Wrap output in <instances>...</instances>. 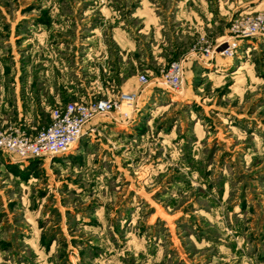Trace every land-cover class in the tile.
I'll list each match as a JSON object with an SVG mask.
<instances>
[{"label":"rangeland","instance_id":"obj_1","mask_svg":"<svg viewBox=\"0 0 264 264\" xmlns=\"http://www.w3.org/2000/svg\"><path fill=\"white\" fill-rule=\"evenodd\" d=\"M209 1L227 3L228 29L236 18L264 13L244 5L260 0H0L8 27L0 32V64L49 62L55 57L47 52L59 45L82 79L73 51L100 43L114 52V28L145 41L134 15L139 2L170 11L174 2ZM31 20L55 23V31L21 45ZM200 38L218 41L200 30L188 49ZM36 42L49 56L29 51ZM238 45L218 70L192 64L180 97L138 81L131 119L99 116L71 151L34 165L0 152V264H236L222 259L225 247L258 242L264 217V41L245 55ZM176 58L137 73L153 77ZM7 126L29 133L19 123L0 128Z\"/></svg>","mask_w":264,"mask_h":264},{"label":"crops","instance_id":"obj_2","mask_svg":"<svg viewBox=\"0 0 264 264\" xmlns=\"http://www.w3.org/2000/svg\"><path fill=\"white\" fill-rule=\"evenodd\" d=\"M41 3L47 7L50 6L49 2L48 4H45V2ZM139 3H141V7L138 5L134 9V15L136 13L142 18L140 22L143 25L138 31L145 33V41H143V37H141L139 32L137 35L135 34L134 40H132L128 34L120 30L115 33L116 28H114L111 36L113 43L116 45L113 48L115 49L114 52L100 43L98 45H86L78 49V51H73V53H79L81 56V63H79L76 69L82 70V79L77 76L78 72L75 75L70 72L73 70L72 59L62 57L64 56L62 52L64 48H61L59 45L47 52L50 56L55 57L54 61L48 62L47 58H45L47 62L35 65L0 64V125L5 126L7 124L19 123L24 126L26 131L35 132L37 128L49 122V110L51 106L69 100H87L100 96H114L123 90H135L138 84L137 70L142 71V68H145L150 73L157 72L172 56L186 58L184 62V87L178 93L179 97L185 92L186 71L192 64L211 65V70H218L221 65H224V58L227 57L219 53L208 62L199 56L190 54L188 48L190 40L200 30L209 31L213 36L212 39L215 40L227 37L229 33L227 23L230 17L229 14L226 15L224 12L225 6L229 7L227 3L210 1L174 2L170 11L159 8V2ZM150 4H154L155 6H150ZM244 5L250 9L264 8L263 0L252 3L246 2ZM142 7L143 10L139 12V9ZM226 11L228 12V9ZM4 21L7 22L6 19L0 17V24H2L0 32L3 33ZM45 22L43 20L41 22L36 20L28 22L19 33L20 36L25 35V39H23L21 45L27 42L30 43L33 37L37 39L44 36L47 37L46 31H55L52 30L55 23H50L48 28H46ZM168 23H174L173 28ZM7 33L6 37L10 42V38H12L10 30ZM66 37L69 38L68 35ZM2 38L3 36L0 35V42H3ZM98 39L100 38L98 37ZM259 41H264V37L254 36L240 39L238 49L245 51L243 54L245 55L251 49L250 47ZM38 44L40 42H36L35 45L30 46L29 51L33 52L38 49V54L40 53L41 56H49L43 51V48L40 49V45ZM11 46L12 44L10 43L7 47ZM70 50L72 49H65V51ZM117 55L118 57L115 58ZM128 64L131 66L129 67ZM133 69L136 73H133ZM13 70H16L17 73L12 77L9 74ZM60 70H65V74H61L62 77L59 74H55V72ZM60 79L64 82L62 85H60ZM153 84L156 87H162L159 84ZM104 116L109 118L108 122H126L118 116ZM97 119L89 123V128H87L84 134L89 133L90 127L92 128L96 124ZM75 144L76 142L69 151H71ZM20 161L23 162V160ZM242 223L241 225L239 224L240 231H242L240 236L246 234L244 229L247 228L244 222ZM217 238H219V235ZM244 240L242 238L241 244H227L228 246L225 249L229 253L223 252L222 259L237 261L236 264H264V217H260L259 220L258 242L255 239L252 242V237H248L246 241ZM217 247L220 246L217 244Z\"/></svg>","mask_w":264,"mask_h":264},{"label":"built area","instance_id":"obj_3","mask_svg":"<svg viewBox=\"0 0 264 264\" xmlns=\"http://www.w3.org/2000/svg\"><path fill=\"white\" fill-rule=\"evenodd\" d=\"M226 38L203 45L201 38L189 50L190 54L207 61L216 53L231 56L240 39L264 37V13L256 12L232 20ZM201 42V43H200ZM185 57L171 60L159 74L148 77L138 74L142 86L151 82L175 93L184 87ZM139 88L120 91L114 96H100L87 100H69L50 108V120L35 132H24L18 127L0 128V152L14 160L37 159L57 156L68 152L72 145L86 132L89 123L99 116H118L128 121L137 110ZM91 129V127H90Z\"/></svg>","mask_w":264,"mask_h":264},{"label":"trees","instance_id":"obj_4","mask_svg":"<svg viewBox=\"0 0 264 264\" xmlns=\"http://www.w3.org/2000/svg\"><path fill=\"white\" fill-rule=\"evenodd\" d=\"M29 161L31 162V165H34L33 163H34L35 161H37V160H36V159H30Z\"/></svg>","mask_w":264,"mask_h":264}]
</instances>
